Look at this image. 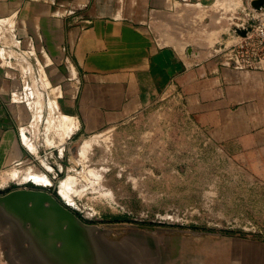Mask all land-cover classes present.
<instances>
[{"label":"rangeland","instance_id":"obj_1","mask_svg":"<svg viewBox=\"0 0 264 264\" xmlns=\"http://www.w3.org/2000/svg\"><path fill=\"white\" fill-rule=\"evenodd\" d=\"M254 8L252 0H217L189 14V57L214 52L223 66L235 68L226 64L242 41L235 28L254 24L249 20ZM3 30L0 45L7 47L17 81L12 98L20 100L21 84L26 83L38 107L54 99L46 93L47 77L38 74L43 66L37 54L26 60L13 49V33ZM187 66V76L173 79L151 99L111 112L102 130L78 132L64 141L59 128L58 143L46 139V145L58 146L57 166L44 151L34 162L37 170L30 167L23 175L50 180L51 188L37 189L53 196L77 217L76 227L89 233L92 264H187L180 261L184 246L201 238L264 241V165L253 152L237 151L213 138L205 121L210 118L197 117L210 112L205 109L211 96L199 89L203 78L197 61ZM46 112L51 116L40 106L38 119ZM63 182L69 185L71 205L60 192ZM70 223L61 222L65 228Z\"/></svg>","mask_w":264,"mask_h":264},{"label":"crops","instance_id":"obj_2","mask_svg":"<svg viewBox=\"0 0 264 264\" xmlns=\"http://www.w3.org/2000/svg\"><path fill=\"white\" fill-rule=\"evenodd\" d=\"M216 2L0 0V30L13 33V49L26 60L28 54L31 60L37 54L43 66L38 74L47 77L46 92L56 98L54 114L46 112L43 119H38L39 107L29 96L30 84L22 83L20 100L13 99L17 81L12 60L7 47L0 45V200L31 188L23 175L36 167L44 151L48 162L57 166L58 146L46 145V139L59 142L61 111L73 118L74 127L78 124L64 141L78 132L102 130L114 110L151 99L173 79L187 76L191 60L199 64L203 78L199 89L211 96L205 109L210 112L197 117L210 118L205 121L215 140L253 152L264 165V69L223 66L214 52L197 53L194 59L188 54V15ZM6 221L0 219V264H26L12 257ZM184 247L180 261L187 264H264V241L258 239L201 238Z\"/></svg>","mask_w":264,"mask_h":264},{"label":"water","instance_id":"obj_3","mask_svg":"<svg viewBox=\"0 0 264 264\" xmlns=\"http://www.w3.org/2000/svg\"><path fill=\"white\" fill-rule=\"evenodd\" d=\"M262 3L256 0L254 5ZM28 186L0 200V219L7 220L13 259L26 264H92L89 233L76 227L77 217L39 186ZM62 221L72 225L65 228ZM57 240L62 246L55 245Z\"/></svg>","mask_w":264,"mask_h":264},{"label":"built area","instance_id":"obj_4","mask_svg":"<svg viewBox=\"0 0 264 264\" xmlns=\"http://www.w3.org/2000/svg\"><path fill=\"white\" fill-rule=\"evenodd\" d=\"M255 1L252 0L255 8L253 15L249 18L254 24L244 22L235 28V32L242 41L231 50L226 64L236 69H264V3L255 6ZM239 31H245L246 35H242ZM247 52H251V55H247Z\"/></svg>","mask_w":264,"mask_h":264},{"label":"bare ground","instance_id":"obj_5","mask_svg":"<svg viewBox=\"0 0 264 264\" xmlns=\"http://www.w3.org/2000/svg\"><path fill=\"white\" fill-rule=\"evenodd\" d=\"M1 22V21H0ZM1 50V49H0ZM3 52H4V50H2ZM25 54V53H24ZM26 56V55H25ZM36 69V68H35ZM45 79H47V78H45ZM42 83H43V81H42ZM46 84V83H45ZM46 87H47V85H46ZM47 93V92H46ZM37 100V99H36ZM49 101L47 102V100L45 101V103H43V104H40V106H41V110H42V112H44L45 113V111H46V109L50 112V114L51 115H53L54 114V112H55V109H54V106H55V104H56V98H55V100H52L51 98L50 99H48ZM38 101V100H37ZM36 101V102H37ZM41 103V102H40ZM40 106H39V108H40ZM57 110H58V108H57ZM59 112V111H58ZM60 114V113H59ZM61 115V114H60ZM38 117H40V116H38ZM51 117V116H50ZM54 118H55V116H54ZM54 118H50V120H49V122L51 123V121L52 122H54L55 120H53ZM71 119L73 120V118H67V116H65V114H63V116H62V118H61V116H59L58 117V126H59V128H62V129H64V133L63 134H65L66 135V130L67 129H70V128H72V125L74 124V122H72L71 121ZM75 119V118H74ZM78 121V120H77ZM72 122V123H71ZM76 123H78V122H76ZM52 124V123H51ZM78 125V124H77ZM77 125H76V127H77ZM74 127V126H73ZM76 127H74V128H76ZM73 129V128H72ZM71 130V129H70ZM63 139V138H62ZM92 142V141H91ZM32 146L34 147V149H36L35 147L36 146H34L33 144H32ZM54 146H55V144H54ZM83 151V150H82ZM81 154H82V152H81ZM83 155V154H82ZM16 174V173H15ZM26 183H33V184H35V186H39V187H47V188H51L52 186H53V184L52 183H40V182H37V180H36V178L35 177H33L32 179H30V180H28V181H26ZM67 186H69L66 182H63L62 183V185L60 186V192H61V194L64 196V198L65 199H67L66 201V203H68L69 205H71L69 202H68V200H71L72 199V197H71V195L69 194V191H68V189H67ZM71 192H73V191H71ZM64 199V200H65Z\"/></svg>","mask_w":264,"mask_h":264},{"label":"flooded vegetation","instance_id":"obj_6","mask_svg":"<svg viewBox=\"0 0 264 264\" xmlns=\"http://www.w3.org/2000/svg\"><path fill=\"white\" fill-rule=\"evenodd\" d=\"M33 177H35L37 182H40V183H49L50 182V180L47 179L46 176L40 175V174H35V175L34 174H30V175L27 176V178L25 180L28 181V180L32 179Z\"/></svg>","mask_w":264,"mask_h":264}]
</instances>
